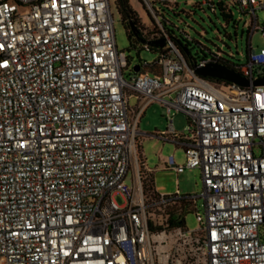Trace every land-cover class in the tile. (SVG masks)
Instances as JSON below:
<instances>
[{
    "label": "built area",
    "instance_id": "1",
    "mask_svg": "<svg viewBox=\"0 0 264 264\" xmlns=\"http://www.w3.org/2000/svg\"><path fill=\"white\" fill-rule=\"evenodd\" d=\"M153 1L177 0H143L155 15ZM236 2L244 86L199 76L218 57L190 65L172 43L125 78L110 0H0V264H264V0ZM153 103L167 125L152 136L184 151L165 169H199L198 196L146 187L137 138ZM199 197L198 229L170 228Z\"/></svg>",
    "mask_w": 264,
    "mask_h": 264
},
{
    "label": "rangeland",
    "instance_id": "2",
    "mask_svg": "<svg viewBox=\"0 0 264 264\" xmlns=\"http://www.w3.org/2000/svg\"><path fill=\"white\" fill-rule=\"evenodd\" d=\"M203 0H177L175 9L178 14H173L172 10L156 4V9H163V13L167 19L173 24H167L166 27L173 30L179 37H187L184 33L189 34L192 40V54L199 61L203 58L196 42L206 45L212 53L221 50L223 58L230 60L235 64H245L248 55V33L244 23H248L250 17L243 14L238 6H232L233 21H226L217 10L213 13L206 5H200ZM229 1V0H227ZM131 9L135 12L138 24L145 28L149 24H159L157 19L152 15H147L143 8L136 0H129ZM111 11L114 17L115 42L118 50L125 52L128 58L129 66L124 70V77L129 78L134 72L133 67L139 65L141 61L152 63L157 60L158 53L140 49L130 45L125 24L118 13L115 0H110ZM259 25H264V10L257 11ZM163 21V18L160 17ZM146 24V25H144ZM262 44L261 32L253 35L251 47L258 51ZM210 54L207 52V56ZM137 104L135 98L128 101V105L133 108ZM174 127L177 131H182L186 124L185 116L181 113L177 114L174 119ZM166 119L163 114V108L159 103L149 105L143 112L139 122L138 130L140 132L137 140L140 153L148 168L151 169L152 185L156 193H174L179 189L182 195H200L202 191V181L200 170L197 168L187 169L176 175L172 170L164 169V163L169 156H173L175 161L184 165V151L180 147H176L171 142L152 136L155 132H161L166 128ZM116 201L121 204L122 199L117 196ZM203 199H196V209L186 210L184 212V227L189 231L198 229L199 224L195 218V211L202 212Z\"/></svg>",
    "mask_w": 264,
    "mask_h": 264
},
{
    "label": "trees",
    "instance_id": "3",
    "mask_svg": "<svg viewBox=\"0 0 264 264\" xmlns=\"http://www.w3.org/2000/svg\"><path fill=\"white\" fill-rule=\"evenodd\" d=\"M136 1L138 2V4H140V6L147 13V15L149 16L152 15L157 19L161 27H159L158 24H149V25L144 24L146 26L145 28H143V26L138 24L137 16L135 12L131 9L129 0H115L118 13L120 14L121 19L126 26L128 40L131 46L137 47L139 44H141V46L139 47L140 49L157 52L159 57L160 55H164L168 53V51L170 50V43H172L175 49L177 50V52L184 58L187 64L192 65L198 62L196 61V58H194L192 54L193 44H192V40L189 38V34L184 33L185 35H187V37L185 38L176 35L173 30H170L169 28L166 27L167 24H173V23L170 22L169 19L165 17L163 13V9L161 8L156 9L154 7L156 4H159L160 6L172 10L173 14L175 15L178 14V12L175 11L178 5L177 1L163 2V3L158 1L155 2L153 1L151 4L155 15H153L152 12L147 8L143 0H136ZM200 5H206L209 8V10L213 13H216V11L219 10L221 15L227 22L232 20L233 24L235 25L238 24V21L234 20L233 12H232V6H238L236 0H229V1L209 0L205 4L200 3ZM160 17L163 18V21L160 20ZM245 24L248 23H244V26H246L247 33L249 34V28ZM133 28L135 29V31H132ZM196 43L199 46V51L203 55V58L200 59L199 61L207 60V59L214 60L215 57H218V59L216 60V65H220L226 68L227 70H232V66L238 65L231 62L230 60L223 58L220 49H218L217 52L212 53L211 50L206 45L200 42H196ZM207 52L210 54L209 56H207ZM126 66L127 68L129 66V61L127 56H126ZM146 187L149 190L155 191L152 185V180L150 175L146 180ZM182 209L183 212L180 213L178 218L174 220H170L169 222L170 228L179 227V226L184 227V217H183L184 212L186 210L193 209V207L192 204L190 203H183Z\"/></svg>",
    "mask_w": 264,
    "mask_h": 264
},
{
    "label": "water",
    "instance_id": "4",
    "mask_svg": "<svg viewBox=\"0 0 264 264\" xmlns=\"http://www.w3.org/2000/svg\"><path fill=\"white\" fill-rule=\"evenodd\" d=\"M132 31H135L133 28ZM163 43V42H162ZM134 71H138V66L134 67ZM196 74L204 78H215L220 80H226L229 82L238 83L240 85H246V81L243 80L238 74L227 70L226 68L215 65V64H207L205 67L198 68L196 70ZM255 85L264 84V79H258L254 82Z\"/></svg>",
    "mask_w": 264,
    "mask_h": 264
},
{
    "label": "crops",
    "instance_id": "5",
    "mask_svg": "<svg viewBox=\"0 0 264 264\" xmlns=\"http://www.w3.org/2000/svg\"><path fill=\"white\" fill-rule=\"evenodd\" d=\"M140 120H141V119H140ZM165 162H166V161H165ZM164 164H165V163H164ZM146 167H147V166H146ZM147 169H149V170H150V172H151V173H150V176H151V175H152V171H151V169H150V168H148V167H147ZM164 169H165V165H164ZM163 194H167V193H163Z\"/></svg>",
    "mask_w": 264,
    "mask_h": 264
}]
</instances>
